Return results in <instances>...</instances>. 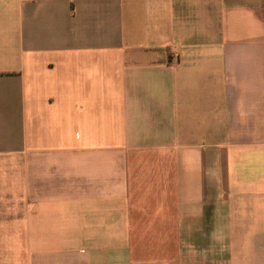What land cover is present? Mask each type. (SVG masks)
I'll list each match as a JSON object with an SVG mask.
<instances>
[{
    "label": "crops",
    "instance_id": "1",
    "mask_svg": "<svg viewBox=\"0 0 264 264\" xmlns=\"http://www.w3.org/2000/svg\"><path fill=\"white\" fill-rule=\"evenodd\" d=\"M3 12L0 264H264V0Z\"/></svg>",
    "mask_w": 264,
    "mask_h": 264
},
{
    "label": "rangeland",
    "instance_id": "2",
    "mask_svg": "<svg viewBox=\"0 0 264 264\" xmlns=\"http://www.w3.org/2000/svg\"><path fill=\"white\" fill-rule=\"evenodd\" d=\"M13 3L14 0H0V21L1 22H5V26L3 27V36L0 39L2 43L4 44H8L9 46H12V38L10 36L14 35V31L12 30V16H9L7 14L4 13H8V12H3L5 10H13ZM15 8V7H14ZM6 20V21H5ZM6 31V36H4V33ZM223 39H216V45L219 44V42H223ZM210 44H212L211 41H209ZM247 42H249L250 44L254 43L253 38L250 36L249 30L247 31ZM222 44V43H221Z\"/></svg>",
    "mask_w": 264,
    "mask_h": 264
}]
</instances>
